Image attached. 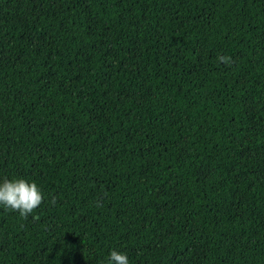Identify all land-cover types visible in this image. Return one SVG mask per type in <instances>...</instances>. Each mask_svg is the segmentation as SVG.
Segmentation results:
<instances>
[{
  "label": "trees",
  "instance_id": "obj_1",
  "mask_svg": "<svg viewBox=\"0 0 264 264\" xmlns=\"http://www.w3.org/2000/svg\"><path fill=\"white\" fill-rule=\"evenodd\" d=\"M17 177L0 264H264V0H0Z\"/></svg>",
  "mask_w": 264,
  "mask_h": 264
},
{
  "label": "clouds",
  "instance_id": "obj_2",
  "mask_svg": "<svg viewBox=\"0 0 264 264\" xmlns=\"http://www.w3.org/2000/svg\"><path fill=\"white\" fill-rule=\"evenodd\" d=\"M219 59L224 63L231 62L225 56ZM42 198V190L34 180L19 177L0 179V208L25 215L36 208ZM106 264H130V260L125 251L111 249L107 254Z\"/></svg>",
  "mask_w": 264,
  "mask_h": 264
}]
</instances>
